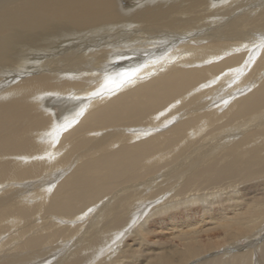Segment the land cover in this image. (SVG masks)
Returning a JSON list of instances; mask_svg holds the SVG:
<instances>
[{
  "label": "bare ground",
  "instance_id": "1",
  "mask_svg": "<svg viewBox=\"0 0 264 264\" xmlns=\"http://www.w3.org/2000/svg\"><path fill=\"white\" fill-rule=\"evenodd\" d=\"M240 2L154 0L128 7L122 0H0V79L10 80L0 84V234L6 225L12 229L35 214L38 218L54 213L60 218L47 221L54 224L102 201L92 209L83 231L80 226L54 224L45 234L39 219L31 232L12 230L6 243H0L1 260L14 264L18 256L12 251L28 241L49 246L62 236L73 237V242L60 244L58 251L53 246L56 253L48 258H43L48 250L23 255L26 264L91 259L90 252L106 241L105 230L128 220L127 212L139 219L138 241L168 233L180 244L158 257L146 251L144 258L125 245L119 256L127 264H186L254 233L264 221V181L220 196L216 188H208L222 181L236 187L244 181L243 172L264 177V153H258L264 146V115H259L264 110V0ZM162 40L167 41L165 46L168 41L178 46L170 48L165 63H150L166 70L147 80L146 74L154 71L143 70L146 65L141 62L165 48L154 47ZM116 43L125 50H117ZM132 46L135 51L128 53ZM39 55L45 61L33 64L30 59ZM129 55L136 56V62L121 59ZM187 59L199 60V69L182 70L193 66L184 65ZM209 60L216 63L202 66ZM214 76L215 87H210L211 80L204 84ZM229 79L233 83L225 84ZM236 93L240 96L233 102L231 94ZM218 98L221 104L216 106ZM173 101L183 111L181 116L172 115L169 123L163 116L173 112ZM220 120L234 130L211 142ZM252 126H261V134L250 133L232 144L235 134L245 133L236 129ZM206 139L211 143H204ZM243 140L258 146L240 155ZM52 148L54 155L48 153ZM185 155L190 157L183 160ZM175 157L181 158L172 166ZM62 170L66 172L60 174ZM165 181H176L166 198L174 194L154 210L151 197L136 193L120 199L137 186ZM126 183L136 186L128 188ZM18 185L40 189L22 199V190L11 191ZM44 189L48 199L42 195ZM118 198L122 202L110 211ZM103 214L105 223L97 231L94 227ZM77 231L82 232L74 236ZM120 236H112L114 245ZM111 241L96 251L112 247Z\"/></svg>",
  "mask_w": 264,
  "mask_h": 264
},
{
  "label": "rangeland",
  "instance_id": "2",
  "mask_svg": "<svg viewBox=\"0 0 264 264\" xmlns=\"http://www.w3.org/2000/svg\"><path fill=\"white\" fill-rule=\"evenodd\" d=\"M135 1V2H134ZM143 1V2H142ZM149 1H154V0H148V2ZM215 2L216 1H220V0H214ZM239 1H241L240 3H243V0H239ZM128 2V3H127ZM138 2V3H137ZM145 2L146 3H148L147 2V0H122V4L123 5H129L128 7H137V5L140 7L141 5H143V4H145ZM246 5H245V3L243 4V7H245ZM207 30H205L204 31V34H205V32H206ZM118 35V34H117ZM117 35H115V36H117ZM105 41H107V40H105ZM120 43H121V40L119 39L118 40ZM159 43H161L160 45H154V47H164L165 45H166V43H167V41L165 42L164 40H162V41H160ZM176 41L174 42V44L173 43H171L170 41H168V45L167 46H165V48H163L162 49V51L161 52H156V56L154 55V56H152V58H150V59H148V60H146V61H144V62H141L142 64L140 65V66H142V65H146V67L143 69V70H148L149 68H151L150 69V71L151 70H153L154 72H150V73H148V74H146V79L147 80H150L151 78H155L156 76H158L159 74H161L162 72H164L166 69L164 68V66H160V65H158V66H154V64H150V63H158L159 62V64H160V62H163V58L165 57V56H167L169 53H171L172 51V48L173 47H177L178 46V43H176ZM117 44V46H118V48H117V50H120L121 49V45L123 44V43H121V45H119V43H116ZM124 44H126V43H124ZM170 46V47H169ZM135 46H132V48H130V49H128V50H126V51H128V53H133L134 51H135V49H133ZM167 47V48H166ZM170 48H171V50H170ZM166 49V50H165ZM116 50V49H115ZM121 50H125V48H122ZM120 50V51H121ZM168 50H170V52L168 51ZM125 53H127V52H125ZM31 56V55H30ZM47 56V58H48V55H46ZM159 56V57H158ZM40 55L39 56H33L30 60H31V62L33 63V64H38L39 62H40V60L42 59V61H45V60H43L44 58H42V57H40ZM136 57V56H135ZM133 58V56H131V55H129V56H122V58L121 59H126V60H128L130 63H132L133 64V62H136L135 61V59L136 58ZM143 57V56H142ZM34 58V59H33ZM158 58V59H157ZM37 60V61H36ZM156 60V61H155ZM162 60V61H161ZM211 60H212V58H211ZM41 61V66H43V62ZM30 62V63H31ZM36 62H38V63H36ZM147 62H149V63H147ZM114 62L112 61V64H113ZM118 63V62H117ZM117 63H115V64H117ZM163 63H165V62H163ZM200 63V61L199 60H195V62H193V59H192V62L191 61H188V59L186 60V63L184 64V65H193L192 67L191 66H188V67H184L182 70H191V69H199L198 67L199 66H197L196 64H199ZM214 63H216V62H213V61H210L209 60V63L207 62V65H202V66H208V65H212V64H214ZM138 64V62L136 63V65ZM150 64V65H149ZM128 66H129V64H127ZM135 65V64H134ZM135 65V66H136ZM202 66H200V67H202ZM44 67V66H43ZM123 66H121L120 68H122ZM42 70V69H41ZM138 70H140V68H138ZM30 71H33V68H31L30 67ZM226 72V71H225ZM224 72V73H225ZM31 72H29L28 74H30ZM103 73H101V72H99L98 73V75H102ZM218 77L220 76V75H217ZM218 77H216V76H214V77H212V78H210L208 81H205V83L204 84H207V83H209L210 82V80H211V85H210V87H212V86H214L215 87V85H216V78H218ZM17 78H20V77H17ZM21 78H23V77H21ZM0 84L2 83V84H7V83H9V79L8 78H6V77H1V79H0ZM5 81V82H4ZM8 81V82H7ZM212 81H215V82H212ZM230 81H231V79H229V81L227 80L226 81V83L225 84H229L230 83ZM140 83H144V81H142V82H140ZM231 83H233V81H231ZM219 87H222V85H220ZM219 87L217 88V89H219ZM216 89V90H217ZM226 92H228L229 93V90L228 91H226ZM117 95V94H116ZM219 95L220 96H222V94H220L219 93ZM232 96H234V100H233V102L236 100V98H238L239 96H240V93L239 94H237L236 93V95H234V94H231ZM204 97H206V96H204ZM221 98H218V100H217V102H216V106L217 105H220L221 104V101L220 102H218L219 100H220ZM177 101H173V102H171L170 103V105H171V107L173 108V112L170 114V116L169 115H164L163 117H165V119L167 120L166 122H173L172 120V118H171V116L172 115H175V116H181L180 115V112H182L183 111V108L181 109V106L179 105V103H176ZM170 105H168V106H170ZM216 106H214V108L216 109ZM178 107H180V108H178ZM204 107H207V106H204ZM168 108V107H167ZM176 108V109H175ZM178 108V109H177ZM225 108V107H224ZM166 108L164 107V109L163 110H165ZM162 109L160 110V111H158V113L157 114H159V113H161L162 111H163ZM221 110H223V108L221 109ZM226 109H224L223 110V112L225 111ZM198 111V110H197ZM192 112H194V111H191V112H188L189 114L190 113H192ZM262 113V114H261ZM259 115H264V110H262L261 112H260V114ZM175 116L173 117V118H175ZM168 117V118H167ZM255 117V116H254ZM254 117L252 118V119H254ZM260 121H262V120H260ZM178 124V122L177 121H174V125H177L176 123ZM222 123V120H220V122L218 123V125H216V128L217 127H219L220 126V128L219 129H217V132H218V134L217 135H215V137L214 138H211V142L212 141H214V139H216L217 137H219L220 135H223V134H228V135H230V134H232V132H233V130L234 129H230V130H228L229 128H231V126H228V125H224V124H221ZM71 126H73V125H71ZM71 126L68 128V129H70L71 128ZM68 129H66V130H68ZM241 129H244V131H245V133L242 135V134H240V135H238V133L237 134H235L236 135V137L234 138V139H232L231 141H232V144L234 145V144H236L237 142H239L242 138H244V137H246V136H248L250 133L251 134H253L254 136H257L256 134H258V135H260L261 134V126L260 127H258V126H256V127H254V126H252V127H247V128H238V129H236L235 130V132L236 131H238V130H241ZM65 130V131H66ZM228 130V131H227ZM230 131V132H229ZM64 132V131H63ZM62 132V133H63ZM234 132V133H235ZM195 132H192L191 133V135L192 134H194ZM233 133V134H234ZM154 134H156V133H154ZM159 134H164V133H162V132H160V133H158V135ZM216 134V133H215ZM235 135H232V136H235ZM145 139V138H144ZM143 139V140H144ZM138 140V139H137ZM205 141V140H204ZM207 142H209L208 144H210L211 142L209 141V139H206V141L204 142V143H207ZM243 142V144H242V146L240 147V150H239V152H240V155H243V154H245V152L246 151H249V150H251V149H253V148H255L256 146H258V142H253L254 144H250L249 142H246V141H242ZM250 142H252V141H250ZM182 144H183V142L181 141L180 143H178L177 145H176V148L174 149V151H175V153H176V151L182 146ZM207 144V145H208ZM229 145V144H228ZM56 146V145H55ZM226 146V145H225ZM243 147V148H242ZM226 148H227V146H226ZM223 149V147L221 148V146L220 147H218V151H217V153L220 151V150H222ZM260 151H258V153H264V146H260ZM53 150H54V148H52L50 151L51 152H48V153H51L52 155H54V153H53ZM201 150H205V146H204V149L201 147ZM225 152V151H224ZM216 153V154H217ZM224 154V153H223ZM190 155V154H189ZM190 156H187V155H185L184 157H183V160H186L187 158H189ZM181 157H175V158H173L172 159V166H174V165H176L177 163H178V160L180 159ZM175 163V164H174ZM155 164V162L154 161H152V165H154ZM170 166V165H169ZM66 172V171H65ZM65 172H63V170L62 171H60V174L61 173H65ZM58 173H56V175H57ZM70 174V173H69ZM243 175H244V177H243V180L244 181H246V182H244V181H242V182H237L238 184V186L236 185V187H234L233 186V184H230V185H228V186H231V187H233L232 189L230 188V187H228L227 186V184H229V182H224V181H222V182H220L219 184H217V187H216V184L215 185H211V186H208V188H210V189H212V188H216V195H218V196H220V195H222L224 192H226V190H227V192L228 191H230V190H233L234 188H237V189H243V188H246V187H248V188H250V189H252V185H255V183L257 184V183H259V182H261V181H264V177L263 178H258V177H255V175H254V173H252V174H247L246 172H243L242 173ZM152 177V176H151ZM150 178V177H149ZM52 178H50V179H48V180H51ZM236 180H238V179H236ZM168 181H165V182H163L162 183V185H154V184H151V185H146V184H144V183H142L141 182V184H144V186H137V190L136 191H132V192H124V193H122L123 195L121 196L122 198H120L121 200L122 199H124L126 196H130V195H133V194H136V193H138V194H141L142 196H144V197H146V199L148 198V197H151L149 200H150V203H153L152 205H150V208H151V210H154V209H156L158 206H156L158 203H160V207L162 206V205H164V204H166V201H167V198H169V197H171V195L172 194H174L173 192H172V194L170 195V196H168L167 198H166V195L169 193L168 192V190H169V188L171 189V186L172 185H175V183H176V181H173V182H171V183H167ZM27 183V182H26ZM167 183V184H166ZM241 183V184H240ZM7 186L8 185H6V187L5 188H7ZM24 186V187H23ZM52 186H54V185H52ZM58 186V185H57ZM124 186H127L128 188H131V187H133V186H136V185H134V184H131V185H127V183L124 185ZM124 186H121L122 188L124 187ZM245 186V187H244ZM220 187V189H218ZM222 187V188H221ZM21 188H23V189H21ZM46 188V187H45ZM55 188H56V186H55ZM122 188H120V189H116L117 191H119V190H121ZM36 189V190H35ZM40 188L39 187H37V188H35V187H32V186H26V185H22L20 188H19V185L17 186V187H15V188H13L11 191L13 192V191H16V190H19V191H21L20 193V195H19V198H25V197H27L29 194H31L32 195V193H34L33 191H38ZM45 190V189H44ZM43 190V192H42V190H40L41 192L40 193H43L42 195L44 196V198H47L48 199V193L46 192V190L44 191ZM25 191V192H24ZM54 191V188H52V190H51V192H53ZM166 191V192H165ZM27 192H29V193H27ZM154 192H161V194H159V195H157L155 198H153L152 196H151V193H154ZM187 192V191H186ZM185 192V193H186ZM202 192V191H201ZM218 192V193H217ZM8 193V192H7ZM24 194V196H23V194ZM114 193H116V191H114ZM113 193V194H114ZM125 193H126V195H125ZM131 193V194H130ZM165 193V194H164ZM221 193V194H220ZM113 194L111 195V197L113 196ZM50 195H52V193H50ZM124 197V198H123ZM49 198H50V196H49ZM108 198H110V196L108 197ZM108 198H104L103 200H105V199H107L108 200ZM37 199H39V198H37ZM36 199V200H37ZM29 200H32V199H29ZM121 200H119V198L118 199H116L115 201H114V206L111 208V210L110 211H112V209L115 207V204H118V202H120ZM148 200V201H149ZM164 200V201H163ZM36 202V201H35ZM103 202H105V201H103ZM122 202V201H121ZM120 202V203H121ZM165 202V203H164ZM119 203V204H120ZM167 203H168V201H167ZM29 204H31V205H33V203H29ZM100 204H102V201H98V203L96 204V205H89L88 207H85V208H83V209H81L80 210V212L78 211V213H76L75 215H73V216H71L68 220H63V221H57V219H56V221L54 222V224L55 225H58V226H62V225H64V226H67V227H73V226H80V228L82 229V231L85 229V227H86V225L88 224V222H89V219H90V217L89 216H91L90 215V213H91V211H93L94 209H96L98 206H100ZM134 204V203H133ZM195 204H198V202L197 203H195ZM97 206V207H96ZM117 206V205H116ZM132 206H134V205H132ZM87 209V210H86ZM93 209V210H92ZM135 209L141 214V210H140V206H136L135 207ZM86 211V212H85ZM232 212V211H231ZM231 212L230 211H228V215H230L231 214ZM85 213H87L88 215L86 216V215H84ZM144 214L145 213H143L142 215L144 216ZM36 215L37 214H35V215H32L31 217H29L27 220H26V222H25V224H22V223H19V222H16L13 226H12V229H11V227H9L8 225H6V228L7 229H5L6 231H3L1 234H0V243H6V240L9 238V236H10V232L12 231V230H14V229H17V230H20V229H22V228H24L25 230H23V231H21V232H31V230H33V224L36 222V219H39V224H41V226L39 227V228H41L40 230H42V233H45V234H48L49 232L47 231V229H50V228H54L55 227V225L53 224V223H48L47 221H49V220H51V219H53V217H57V218H60L59 216H57V215H55L54 213L53 214H49V215H52L51 217H49L47 214H46V216H39L38 218L36 217ZM82 216V217H81ZM84 216V217H83ZM127 216H128V218H127ZM231 216H232V214H231ZM86 217H87V219L88 220H86ZM104 217H105V214H103V217H100V221L98 222V225H96L94 228H95V230H97V231H100V230H102V228H101V225H103L104 223H105V220H104ZM123 217V216H122ZM125 218H127L128 220H121V221H119L118 223H116L117 224V226H116V224L114 225V227H112V229H110V230H105V234H106V241H102V243L99 245V247L98 248H96V249H94L93 251H91L90 252V255H93V258H89V259H87V257L84 259L83 258V260H82V262L81 261H76L74 264H114L115 262H116V264H127L126 263V259H125V257H120V256H122V247H124L125 245H128L129 244V248H132V249H134L133 251H135V253H136V257H138V258H144V253L147 251L148 252V254L150 255V256H156V257H158L159 255H161V254H163V253H171L169 250H174L175 248H177V246H180V244L178 243V241L177 240H175V239H173L174 238V236L172 237V235H169L168 233H166L165 235H159V234H157V237L155 236V237H152V238H144V240H140V241H138V237H140V235L138 234V235H135L136 234V228H137V226H136V224H137V222H136V220H138L139 221V219H137V218H135V216H133L132 215V213L131 212H127L126 214H125ZM139 218V217H138ZM82 219V220H81ZM77 220V221H76ZM131 221V222H130ZM62 223V224H61ZM84 224V225H83ZM133 224H134V226H133ZM10 225V224H9ZM119 225H120V227H119ZM121 225L123 226V227H121ZM100 228V229H99ZM124 229V230H123ZM38 230V229H37ZM121 230V231H120ZM46 231V232H45ZM82 231H80V232H76L75 234H74V236H77V235H79ZM56 232V231H55ZM126 233V236H125V233ZM127 232H129V233H127ZM12 233V232H11ZM31 233H27L26 234V236H28V235H30ZM168 234V235H167ZM119 235H121L120 237H118V240H117V242L118 243H116L115 245L112 243V236H119ZM123 235V236H122ZM13 236V235H12ZM8 237V238H7ZM62 238H64V239H62ZM62 240L60 241V240H57L56 238L54 239V240H52V241H55V240H57V241H55L54 243H51V245H46V244H43V243H38L37 245L33 242V241H28L24 246H21L22 247V249L21 248H19V250H14V251H12V253H13V255H17L18 257H17V260H16V262L14 263V264H26L27 262H25L26 261V258H25V256H23V255H29V253L31 252V253H36V252H38L39 250L41 251V252H44L45 251V253L47 252V250L50 252V253H48L46 256L47 257H45L44 255H43V258H48V257H50L51 255L53 256V254H55L56 252L55 251H53L52 250V248H53V246H54V249H56V251H58V250H61V245L60 244H64V245H66V244H71L72 242H73V237L72 238H65V237H63L62 236ZM170 238V239H169ZM108 239V240H107ZM136 241H135V240ZM200 239H202V240H204L205 239V237H201ZM261 239V240H260ZM132 240H134V241H132ZM250 240H251V242H250ZM22 241V240H21ZM60 241V242H59ZM64 241V242H63ZM111 241V246L112 247H106V248H103V250H101V251H96V250H98L99 248L100 249H102V247H105L107 244H109V242ZM254 241V242H253ZM17 242H20V239H18V241ZM161 243H164V244H161ZM161 244V245H160ZM235 244V245H234ZM234 244H225V245H222L221 247H219V248H217V249H215V250H213V251H210V252H207V253H205V254H203V255H200L199 257H197V258H194V259H192V260H190V261H188L186 264H209V262H212V261H215L216 262V264H240L241 262L240 261H242V264H264V221L261 223V224H259V227L256 229V230H254V233L250 236V237H248V238H239V239H237V241L234 243ZM51 246V247H50ZM101 246V247H100ZM232 248V249H231ZM35 249V250H34ZM7 250H8V247H7ZM150 252H149V251ZM153 250V251H152ZM171 250V251H172ZM231 250H235V251H231ZM25 251H26V253H25ZM226 251V252H225ZM231 251V252H230ZM101 252V253H100ZM152 252V253H151ZM92 253V254H91ZM121 254V255H120ZM244 254H247V255H245L244 257H243V255ZM50 255V256H49ZM120 255V256H119ZM140 255H142L141 257H140ZM232 256V257H231ZM91 257V256H90ZM42 258V259H43ZM55 257H53V259H54ZM236 258V259H235ZM241 258V259H240ZM244 258H247V259H244ZM123 259V260H122ZM125 259V260H124ZM243 259H244V261H243ZM48 260V259H47ZM47 260H45L44 261V263L47 261ZM108 260V261H107ZM112 260V261H111ZM144 259H140V263H142V261H143ZM216 260H219V261H216ZM19 261V262H18ZM22 261H23V263H22ZM222 261V262H221ZM225 261V262H224ZM229 261V262H228ZM6 262H9V261H6V259H3V260H1L0 259V264H7ZM93 262V263H92ZM224 262V263H223ZM228 262V263H227ZM40 264H43V263H40ZM45 264H47V262L45 263Z\"/></svg>",
  "mask_w": 264,
  "mask_h": 264
}]
</instances>
